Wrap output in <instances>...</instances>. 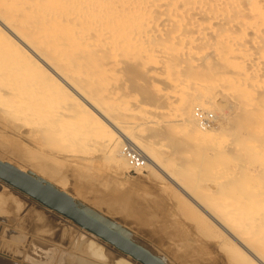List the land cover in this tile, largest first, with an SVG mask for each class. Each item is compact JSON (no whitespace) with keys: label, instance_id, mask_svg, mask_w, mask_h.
Segmentation results:
<instances>
[{"label":"bare ground","instance_id":"1","mask_svg":"<svg viewBox=\"0 0 264 264\" xmlns=\"http://www.w3.org/2000/svg\"><path fill=\"white\" fill-rule=\"evenodd\" d=\"M8 64L32 68L33 78L39 84L42 82L40 88L31 89L32 94L41 95L40 99L66 97L71 101L65 105L67 110L84 114L89 124L104 130L106 133L101 134L102 130L97 128L100 132L94 133L96 137L90 136L92 145L97 143L95 147H102L101 150L107 148L119 167L130 165L123 151V146L128 145L145 160L139 170L156 169L166 174L194 202L183 197L200 218L197 221L216 228L238 262L264 264V207L259 208L261 199L253 195L254 191L264 189V182L260 183L261 179L255 176L259 182L253 180L254 173L245 176L247 167L239 162L238 153L262 155L259 162L264 167V0H0V67ZM133 65L139 69H132ZM125 71L132 76L127 75L130 78L125 76L116 87L106 89L110 91L106 92L104 101H99L89 90L97 84L99 74L117 75ZM141 86L150 89V97H145L148 92L144 96L139 94L143 93ZM126 87L127 93L123 90ZM197 106L205 116L211 115L210 109L217 112L214 119L217 128L200 124L195 113ZM163 126L188 141L187 144L184 141V157L167 146L173 147L174 142H164L167 134L156 133ZM142 128L147 131L146 139H152L153 144L140 140L145 134L141 131L139 135L144 137L139 136L136 130ZM152 145L164 153L169 148L167 157L162 156L161 160L168 158L169 163L167 159L166 162L170 164L174 156L169 157V152L174 153L172 163L182 167L176 168L187 179L188 174L194 176L196 172L201 176L202 172L203 179L211 178L213 182L215 172L225 177L232 172L242 178L241 182L254 184V190L251 185L243 187L241 183L236 187L228 181L216 184L214 191L201 185L198 190L184 188L165 171L166 163L155 158ZM0 160L5 161L1 151ZM227 160L236 166L231 168L233 171ZM15 166L38 180L48 181L38 175L45 174L46 168L36 165L33 173ZM0 189L2 198L10 197L6 196L9 195L6 189L2 191V185ZM70 196L79 209L155 252V248L135 239L120 223L114 226L116 222L96 208L91 209ZM14 201L24 204L21 198ZM51 221L50 214L30 211L19 221L18 226L26 229L22 234L10 224L2 226L0 264H108L98 260L104 259L98 246L91 250L94 257L86 258L59 249L51 241L57 236H53ZM80 230L87 236L89 248L105 241L82 227L76 233ZM24 234L30 236L24 246L11 245L13 238L24 242ZM20 255L22 261L18 259ZM115 255L116 264H142L129 254Z\"/></svg>","mask_w":264,"mask_h":264},{"label":"rangeland","instance_id":"2","mask_svg":"<svg viewBox=\"0 0 264 264\" xmlns=\"http://www.w3.org/2000/svg\"><path fill=\"white\" fill-rule=\"evenodd\" d=\"M8 65L0 67V151L3 153V159L5 161H9L14 165L23 166L33 173L36 172V165L44 169L46 168L45 174L39 173L38 175L45 180H50L49 182H52L50 184L54 186L56 184L55 187L58 189L60 187L61 191L65 189L64 192L80 199L82 202L89 205V208H96L111 221L116 222L114 226L117 227V223H120L128 231L133 233L135 239L139 238L145 242L147 247L155 248V252H152L150 249L149 251L163 258L166 263L241 264L233 254L228 251L227 245H224L225 243L221 240L216 228L209 227L205 222V225L202 224V220L197 221V219L200 218L196 217V213L194 214V211H192L193 209L188 207L189 205L184 202L183 197L189 199L192 203L194 202L188 198L184 190H182V188L180 189L166 174L156 169L154 171H148L144 168L136 170L131 168L130 165L126 168H123V166L119 167L110 157L107 148L101 150L103 149L102 147L101 149L99 146L97 148L95 147L97 145L94 144L97 143L92 145L93 142L90 136H95V134L100 132L99 130H102L101 128L91 123L89 124L84 114H80L75 110H67L65 105H68L71 101L66 97H64L63 100L61 98L62 96L60 98L48 97V99H40L41 95L37 96L32 94L31 89L40 88L42 82L40 81L39 84V81L33 78L34 76L30 73V69L32 70V68L29 65V67L24 64L21 66L16 64V67L12 64L9 65V67ZM132 67L137 70L139 69L138 66L135 67V65L131 66V68ZM26 71H28L30 75L27 74ZM127 73L129 74H126V71L124 73H117V75L101 73L96 78L97 84L93 88L90 87L89 90H91L99 101H104L109 91L116 87L125 76H132L131 72ZM109 82H111V85ZM104 83L107 85H105L107 88L104 86ZM126 88L123 89L125 93L128 92V88ZM142 88H144L143 93L140 92L139 94L144 96L145 93L148 92L149 94L147 93L145 97H150V89L148 87L147 90L146 87ZM142 88H140L139 91H141ZM219 105L221 106L220 108L225 109L223 103H219ZM195 110L196 116L199 114L197 111H201V114L205 116L202 110L198 109V106ZM209 111L212 116H205L209 118V123L207 126L203 124L202 126L206 128L211 126L217 128L218 122L214 120L216 119L215 117H217V112L211 109ZM97 128H99V130H97ZM160 128L156 129V133L160 134L159 136L167 134L164 142L167 144L168 142H174L175 145H172L173 147L170 146L171 144L167 146H169L170 149L174 148L172 149L174 151L171 150L172 152H176L178 155L180 154V156L184 157V145L187 144V140L181 138L182 136H180L178 132H173L171 134L172 131L169 130L167 126ZM93 130L95 132H93ZM96 131L98 132L96 133ZM102 131L101 134L106 133L104 130ZM136 131L137 135H139L141 131L142 134H145V137L139 135L144 137L140 139L143 143L153 144L152 139L149 137L146 139L147 131L145 129L142 128V130ZM176 134L179 135L177 138L175 137ZM167 136L170 137L166 138ZM88 139H90L91 142H89L90 140ZM152 146H154L155 158L158 157L159 160H161L162 156L167 157L166 155L168 154L166 152L169 151V148H165L164 150L168 151L164 153L162 151L163 149L161 150L160 147L157 146L156 148L155 145ZM93 150L95 153L90 152ZM172 152H169L171 154H169V157H176ZM238 153H240L239 162L247 167L245 176L251 177L252 173H254L253 180L257 178L261 179L259 180L261 181L260 183L264 182V167H260L262 162H259L263 156H256L252 152H247L245 154V152L239 151ZM85 155H87L88 158H80V156ZM174 157L172 158L175 160ZM163 158L161 162L163 161V164L166 163L164 165L165 171L168 170L166 172L169 174L171 173V176L175 177L184 188L198 190V187L201 185L208 186L210 191H214L217 186L216 184L222 181H228L233 182L236 187L240 186L241 183L243 187L251 185L254 190V184H248L243 180L241 182L242 178L238 175L231 174L232 172L226 177L219 171L215 172L213 182L210 181L211 178L209 181L203 179L202 172L200 173L201 176H197L198 173L196 172L193 173L194 176L188 174L187 179L186 174L177 170V168L180 169L182 167L176 166V168L174 163H172L174 162L173 159H171L173 161H170V164H168V160L170 159L164 158L163 160ZM112 160L116 164H113ZM228 164L230 165V170L236 167L234 164H230V162ZM229 165L227 166V170ZM258 168L261 170L260 172H258ZM189 175L192 176L193 179H191ZM212 175L213 174H210V177L214 176ZM260 176L261 178H259ZM255 181L259 182L258 180ZM1 185L3 187L2 191L6 189L9 193V195L6 196L10 197L5 199L0 196V214H6L2 218L3 220L0 219V228L2 226L8 227L10 224V227L19 230V233L24 232L26 229L18 226L19 221H23L24 216L30 211L35 214L36 212H44L45 214L51 215V225L54 224L51 230L53 236L57 235L54 238L56 241H51L57 244L56 246L59 247V249L66 250L70 253H79V255H83V258H86L94 257L91 250L98 246V251H102L104 255L103 260H98L107 262L108 264H116L115 262L117 259L115 254H118L120 257H125L123 256L124 252L106 241H104V243H96L89 248L87 246V236L81 230L76 233L80 226L71 219L65 216L63 217L57 211L47 208L29 195L23 192L20 193V190H15L0 181V186ZM219 190H221V188ZM253 195L261 199L262 203L259 208L264 207V189L254 191ZM20 198L23 199L22 202H24L22 205H18V203L14 201ZM87 212L91 211L88 210ZM97 217L101 218L100 216ZM201 221L202 223H200ZM114 226L113 228H115ZM60 233L62 235H60ZM24 236L26 237L24 242L20 243L17 239L13 238V241H10L12 243L11 245L24 246L26 239L28 240L30 238L28 234H24ZM132 241L136 242L134 239ZM11 248L12 247L9 248L10 255L13 252ZM18 259L22 261L21 255Z\"/></svg>","mask_w":264,"mask_h":264},{"label":"water","instance_id":"3","mask_svg":"<svg viewBox=\"0 0 264 264\" xmlns=\"http://www.w3.org/2000/svg\"><path fill=\"white\" fill-rule=\"evenodd\" d=\"M0 179L29 195L42 205L71 219L80 227L96 234L142 264H164L158 257L142 246L130 241L118 231L79 209L75 200L64 191L47 182L38 180L15 165L0 160Z\"/></svg>","mask_w":264,"mask_h":264},{"label":"built area","instance_id":"4","mask_svg":"<svg viewBox=\"0 0 264 264\" xmlns=\"http://www.w3.org/2000/svg\"><path fill=\"white\" fill-rule=\"evenodd\" d=\"M197 112H199L198 117H199L200 122L204 126H207L208 123H209V118L203 116V114H201V111H197ZM123 151H124L126 157L129 160V163H130L131 168H133V169H139V168H141L145 164V160L132 147H130L128 145H124L123 146Z\"/></svg>","mask_w":264,"mask_h":264}]
</instances>
